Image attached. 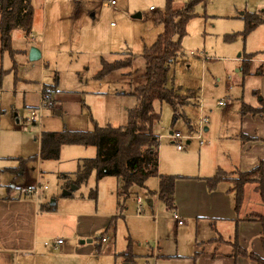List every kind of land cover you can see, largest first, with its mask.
Masks as SVG:
<instances>
[{"label": "rangeland", "instance_id": "rangeland-1", "mask_svg": "<svg viewBox=\"0 0 264 264\" xmlns=\"http://www.w3.org/2000/svg\"><path fill=\"white\" fill-rule=\"evenodd\" d=\"M31 3L38 18L30 33L13 30L10 47L15 53H0L2 70L16 66L1 74L0 195L13 192L26 197L21 189L32 184L39 173V181L47 186L39 203L50 206L54 200V210L40 209L48 218L39 220V234L51 246L52 239H62L69 244L68 258L82 264H124L118 252L128 255L132 264H232L227 257L212 255L215 247L232 250L230 243L220 242L217 234L227 242L238 234L248 250L261 252L260 223L215 219L213 228L208 218L226 217L227 210L212 208L202 200L200 204L196 186L176 182L175 207L166 209L155 195H147L157 187L155 176L146 180L144 188L131 186L123 194L121 181L115 176L96 179L92 171L86 183L62 196L68 189L64 188L68 181L65 176L72 178L78 159L94 156L96 149L93 145H63L57 159L40 160V131L93 130L127 123L129 110L138 105L130 92L144 82L141 55L162 31L153 13L165 10L166 0H116L114 5L107 0H79L78 6L73 0ZM138 13L139 17L133 16ZM195 13L186 23V33L180 39L182 51L168 72L167 85L187 98H181L184 104L178 105L180 116H173L167 102H154L160 113L154 125L160 136L159 171L213 176L232 165L248 170L264 158V142H243L239 135L256 132L264 137V118L243 114L241 100L253 103L259 93L264 97V66L261 63L256 68L262 74H243V78L237 75L235 66L238 54L252 53L243 57L250 61L264 58V25L243 34L244 16L264 15V0H207L196 5ZM31 46L41 51L37 61L28 60ZM120 52L133 56L132 66L99 76L102 60L112 62L123 57L117 54ZM250 61H244L248 62L247 74L252 69ZM44 84L48 92L39 110ZM219 101L224 104L219 105ZM32 110L35 123L26 121ZM170 131L185 136L181 150L170 142ZM237 171L222 175L231 179ZM245 188L256 190L253 183ZM91 189L96 190L95 199L89 196ZM233 194L230 192L232 199ZM136 195L152 199L151 207L146 204L139 215ZM260 202L264 204V200ZM173 212L186 224L177 225ZM261 215L264 217V213ZM83 228L93 232L80 237ZM101 236L107 241L100 243ZM82 239L91 241L80 243ZM158 250L165 255L158 256ZM236 259V264L249 262L242 256Z\"/></svg>", "mask_w": 264, "mask_h": 264}, {"label": "trees", "instance_id": "trees-1", "mask_svg": "<svg viewBox=\"0 0 264 264\" xmlns=\"http://www.w3.org/2000/svg\"><path fill=\"white\" fill-rule=\"evenodd\" d=\"M207 0H185L179 6L175 0H166L165 10L153 13V19L162 25V31L157 35L152 45L145 48L142 57L145 63L144 82L134 88L130 93L135 95L138 105L128 112V121L119 127H98L93 130H69L60 131L41 130L38 141V157L40 160L57 159L60 148L63 145H93L96 153L93 157L78 160L73 177L68 178L64 188L72 183L76 186L86 183L92 171L96 179L105 176H115L121 181V193H128L131 186L145 187L149 177L158 178L157 197L167 209H172L174 204L175 179L180 176L161 174L158 172V147L159 135L155 133L154 125L160 119V113L155 110L154 102H167L173 116H180L178 105L184 103L180 100L176 90L168 86V72L176 57L181 53L180 39L186 33L187 21L196 15L195 8L199 3L205 4ZM78 6L79 0H73ZM34 9L31 0H0V50L13 52L11 46V32L14 29L21 30L28 35L32 29ZM245 28L243 34L249 33L258 25H264V15L254 13L245 15ZM121 58L112 62L102 60V68L98 75L102 76L113 70H119L132 66L133 56L130 53L120 52ZM242 74H247L248 63L243 62ZM1 77V76H0ZM47 85L42 86V92L46 93ZM187 100V98H185ZM241 112L252 115L259 114L264 118V99L260 100V106L251 107L241 102ZM222 171H218L211 177L205 178L206 184L213 189L220 181L226 180L231 183L229 188L234 193V209L238 211L244 186L253 183L255 189L264 200V159L244 171L235 172L231 179L224 177ZM155 193L148 191V195ZM89 196L96 198V190L91 189ZM40 209L52 210V206L39 205ZM262 228L261 244L264 253V217H257ZM102 237V236H101ZM101 237L99 242L101 243ZM231 255L237 257L244 255L249 257L255 264H264V256L261 257L253 251L246 252L237 240L230 242ZM128 255L124 260H128Z\"/></svg>", "mask_w": 264, "mask_h": 264}, {"label": "crops", "instance_id": "crops-1", "mask_svg": "<svg viewBox=\"0 0 264 264\" xmlns=\"http://www.w3.org/2000/svg\"><path fill=\"white\" fill-rule=\"evenodd\" d=\"M181 3L182 2L177 3V1H175L176 6H179ZM150 10H153V9H151V7H150ZM37 18H38L37 15H36V17L34 16L33 23L36 22ZM16 30H19V29H16ZM11 35H12V32H11ZM34 40L35 39H33L32 41H34ZM0 53H1V50H0ZM9 53L11 55H13V53H15V50H13V52H9ZM244 54L248 55V54H252V53H244ZM244 54L243 53L238 54L236 57L237 64L235 66L236 67L235 71H236L237 75L240 76L241 78L244 77V75L242 74V71H243V64L242 63L246 60L250 61L248 59L243 58ZM250 62H251L252 69H250V67H249L250 72H249V74H245V75H255V74L260 75V74H262V70L257 71L256 68L261 63H263V66H264V58L258 56L257 59L252 60ZM250 62H249V64H250ZM11 69H16L15 64H13L9 68L3 69V70L0 67V76H1V74L5 73V71L9 72ZM44 85H46V84H44ZM0 87H1V77H0ZM256 92H258V91H256ZM253 94L256 95V93H254V91H253ZM255 97H256V101L253 103H247L244 100H241V102L246 103L252 107H258V106H260V100L264 99V97L261 96L260 93L258 96H255ZM250 115H252V114H250ZM255 115L261 117L259 114H255ZM255 115H252V116H255ZM261 118H263V117H261ZM204 130H207V128L205 127ZM175 132H178V131H175ZM169 133L171 135L173 132L170 131ZM252 133L251 132H249V133L242 132V134H240L239 137L243 142L244 141H254V140H256V141L261 140L264 142V137L257 136L256 132H254L253 134ZM170 135H169V139L171 140L170 142L175 146V144L173 143V140L170 138ZM246 136L253 138V139H250V140L245 139ZM159 144H160V136H159ZM181 149H182V147L178 150H181ZM261 159H264V158H259L258 163ZM160 165H161V158H160ZM256 165H254L253 167H255ZM253 167H251V168H253ZM237 169L244 171L243 169H240L238 166L232 165V166L228 167L227 169H223V170H225L223 172L224 173L225 172H234ZM158 172L161 174H171V175L180 176V177H177L175 179L174 201H175V192H176V182H180L181 184L186 185V186H196L197 187V192L195 193V196L197 197V199H199L198 202L200 204H201V200H202L205 204H207L208 206H210L212 208L225 209V212L227 210L226 217H223V215L222 216L217 215L219 217H213V218L200 216V218L205 217V218L211 219L210 225L213 228H215L214 227L215 219H230V220H233L239 224L240 223H247V222H258V223H260V221L257 219V217L262 216L261 213H264V208H263L264 204H262L260 202V200L261 201H263V200L261 199L257 190L253 191V188H245V190H243V198H242L241 205H240L238 211H235L234 200H233L234 194H233V199H232V197H230V192H232V191L229 190V188L231 186V183L229 181H226V180L220 181L216 184V186L213 189H210L206 184L205 178L211 177L212 175H194V176H191V175H184V174H180V173H162L159 171V147H158ZM37 174L40 177V174L39 173H37ZM156 180H157V187H158V178L157 177H156ZM222 183H225L226 185H228V187L224 186V189H223V187L220 185ZM245 185H247V184H245ZM157 187H156V189L151 191V192L155 191V193L153 195H155L156 197H157V194H156ZM42 193H43V191H42ZM136 196H138V195H136ZM150 196H152V195H150ZM21 197H22L21 195H19V194L16 195L13 192L12 193L7 192L6 195H0V264H82L80 262H74L68 258V256H70V253H68V251H67L69 244H65V242L63 240H62L61 244L51 243L52 246L49 245V243H45V241H48V240H42L43 234L42 233L39 234V230H38V227L40 225L39 220L40 219L43 220V219L48 218V215L45 213H42L43 211H40V207H39L40 203H39L38 199L30 198L29 195H26V197L23 196V198H21ZM147 198H150V197H147ZM259 198H260V200H259ZM134 203H135V198H134ZM146 204L148 205V202H146V198H145L144 204L142 205L141 209L138 211L136 208L137 215L140 214V212L143 210V206H145ZM243 204L246 205V207L244 209L242 207ZM52 205L53 204H50V206H52ZM151 205H152V199H151ZM151 205H148V206L151 207ZM135 206H136V203H135ZM173 207H175V204H173ZM52 210H54V209H52ZM175 210H176V208H175ZM258 212H260V214ZM90 214H92L91 217L95 216L94 212H92ZM215 214H218V213H215ZM106 215L108 217L109 213H106ZM152 218H154V215H152ZM182 219H184V218H182ZM175 220H176L177 225L186 224V221L182 224H179L177 222V219H175ZM111 221L112 220L109 221L108 226L105 228V232L108 230V227L111 225ZM104 222H105V220H104ZM260 225H261V223H260ZM261 228H262V225H261ZM260 231H261V229H260ZM260 231H259V237L258 238H259V241L261 244ZM92 232H93L92 230L83 228V230L80 229L79 236L80 237L81 236L87 237ZM217 235H218L220 242L225 243V244L230 243V242H227V240H224L221 235H219V234H217ZM56 239H60V238L52 239V241L56 240ZM235 239L237 240L238 244L241 247L246 249V252L253 251V250H248L246 248V246H244V244H246V241H245V239L240 240L241 238L238 237V234L234 236L233 240H235ZM82 240H86V239H82ZM106 241H107V239L105 241H102V242H106ZM73 247H74V250H77L76 249L77 245L73 246ZM127 252H130V254L133 257L135 256V254L132 253L130 250H128ZM161 252H162L161 250H158V256L165 255L163 253L161 254ZM231 252H232V250H230L228 248L222 249V247H219V248L215 247V249L212 252V255L213 256L214 255H220L223 257H227L228 259L233 260L232 264H236V262H237L236 258H238L239 256H242V255H238L237 257H233L231 255ZM253 252L256 253L257 255H260L261 257H263L264 253H263L262 244H261V252H257V251H253ZM122 253L123 252H118L117 254L119 256H122V259L125 263L128 262L129 259L125 261L124 256H126V255H122ZM125 254H126V252H125ZM242 257H245V256L243 255ZM246 258H248V261H249L247 264H255L254 261H252L249 257L246 256ZM75 260H78V259H75ZM226 264H231V261L230 262L227 261Z\"/></svg>", "mask_w": 264, "mask_h": 264}, {"label": "built area", "instance_id": "built-area-1", "mask_svg": "<svg viewBox=\"0 0 264 264\" xmlns=\"http://www.w3.org/2000/svg\"><path fill=\"white\" fill-rule=\"evenodd\" d=\"M107 3L110 5H114L116 3V0H107ZM40 94H41V98H40V103L41 105H39L37 108L39 110H41V107L43 105V102L46 99V95L44 94V92H42V88L40 90ZM219 105L224 104L223 101H219L218 102ZM26 121L28 122H32L35 123V112L34 110H32L30 112V115L26 118ZM198 137H200V135H198ZM170 138L173 140V143L175 144V146L180 149L182 147L181 141L185 138V136L181 135L179 132H173L170 135ZM200 143H202V141H200ZM47 186L45 184H41V182L39 181V176L38 174L36 175V178L34 180V182L32 184H28L26 187L21 189V193L27 194V195H32L34 198L38 199L40 194L42 193V191L44 189H46ZM135 203H136V208L139 211L142 207V205L144 204V200L141 199L139 196L135 197ZM172 216L177 219V222L179 224H182L185 222L184 219L179 218L178 215L173 212ZM106 237L102 236L101 237V241H105ZM53 244H61L62 243V239H56L53 241H50ZM45 243H49L48 241H45Z\"/></svg>", "mask_w": 264, "mask_h": 264}, {"label": "water", "instance_id": "water-1", "mask_svg": "<svg viewBox=\"0 0 264 264\" xmlns=\"http://www.w3.org/2000/svg\"><path fill=\"white\" fill-rule=\"evenodd\" d=\"M133 16H134V17H139L140 14L138 13V14H135V15H133ZM40 58H41V51H40L37 47H35V46H31V47L29 48V50H28V59H29V61H37V60H39ZM76 188H77V186L71 183V184L69 185L68 189H64V190L62 191V196L70 195L71 192H72L73 190H75ZM146 202H148V205H151V198H146ZM50 204H54V200H51ZM85 241L90 242L91 239L80 240L81 243H84ZM124 264H132V263H128V262H126V263H124Z\"/></svg>", "mask_w": 264, "mask_h": 264}]
</instances>
